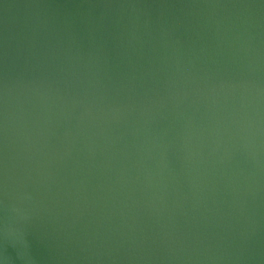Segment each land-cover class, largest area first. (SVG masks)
<instances>
[{
	"label": "water",
	"instance_id": "water-1",
	"mask_svg": "<svg viewBox=\"0 0 264 264\" xmlns=\"http://www.w3.org/2000/svg\"><path fill=\"white\" fill-rule=\"evenodd\" d=\"M0 264H264V0H0Z\"/></svg>",
	"mask_w": 264,
	"mask_h": 264
}]
</instances>
